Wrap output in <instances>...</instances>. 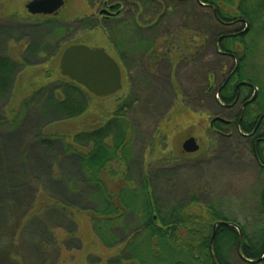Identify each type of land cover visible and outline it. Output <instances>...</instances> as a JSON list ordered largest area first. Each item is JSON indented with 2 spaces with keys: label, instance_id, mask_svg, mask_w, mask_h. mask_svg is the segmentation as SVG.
Listing matches in <instances>:
<instances>
[{
  "label": "trees",
  "instance_id": "trees-1",
  "mask_svg": "<svg viewBox=\"0 0 264 264\" xmlns=\"http://www.w3.org/2000/svg\"><path fill=\"white\" fill-rule=\"evenodd\" d=\"M150 2L151 32L155 33L167 8L161 0ZM196 2L201 8L210 5L215 13L214 18L227 26H245L244 30L233 31L238 35L226 37L220 44V49L235 57L238 64L220 86L210 83L200 96H217V107L230 114L228 108L223 107L235 104L236 85H240L241 95L247 90L251 97L254 95L243 112H234L233 118L220 116L232 120L229 125L217 122L214 128L224 130L220 132L221 135L226 131L236 134L250 148L259 174L264 176V140L255 144L257 139H264V77L247 72L250 68L255 70V67L249 66L250 55L255 50L252 41L264 38V0ZM49 24L45 22L44 25ZM220 33L226 32L220 30ZM170 34L164 32L160 37L151 38L157 39V44L161 45L164 44L161 41H168ZM14 36L10 29L0 26V264H30L23 250L27 244H22L21 238L26 231L37 226L40 237L34 244L32 254L35 259L41 257L36 264H46L49 260L45 254L46 243L52 246L56 243L52 229L60 230V236L66 229L72 237L77 231V221L71 223L68 219L77 218L72 209H77L82 218L86 216L85 221L91 224V231L103 246L107 249L122 247L121 256L112 264H144L138 245L135 246L140 235H147L148 243L151 242V247L155 249L157 246L160 249L175 248L185 256V260L178 259L172 264H214L209 246L214 225L220 221L232 222L240 228L244 235L241 251L246 259L254 260L262 255L264 186L260 193L262 226H258L259 238L249 233L246 225L228 218L221 204H202L194 197L187 204L176 202L169 210L163 211L152 192L153 173L141 172V181L137 185L127 171L128 163L132 160V141L142 134L129 111H133L134 106L142 108L147 102L124 98L116 114L106 124L69 137L57 134L55 129L59 125L83 117L95 97L61 74L60 79L52 83L47 78L43 81L40 75H34L29 80L31 67L34 66L23 58V42ZM28 45L29 54L32 55L34 42H28ZM238 45L242 46L243 55L236 50ZM38 46L35 51L37 59L45 54L43 48ZM154 46L156 44H150L151 49ZM142 50L145 51V48L142 47ZM55 56L53 54L49 58ZM190 60V63L195 61ZM136 71L142 76L155 75V70L146 68ZM211 78L214 81V75ZM170 85L177 98L179 92L183 94L176 82L170 81ZM33 112L38 121L31 117ZM17 131L22 138L21 149L11 151L4 138ZM114 166L118 169H114ZM139 198L143 201L142 208L135 210L134 205L140 201ZM54 207L58 208V214H55ZM135 226L141 227L132 232ZM179 228L186 233L184 237H180ZM122 232L126 236L121 242L118 237ZM253 237L257 238L254 241L257 252L251 255L244 246ZM238 241L239 233L235 227L217 226L213 240L217 264H232L233 256H237ZM56 254L55 263L60 259V252Z\"/></svg>",
  "mask_w": 264,
  "mask_h": 264
},
{
  "label": "rangeland",
  "instance_id": "rangeland-1",
  "mask_svg": "<svg viewBox=\"0 0 264 264\" xmlns=\"http://www.w3.org/2000/svg\"><path fill=\"white\" fill-rule=\"evenodd\" d=\"M32 1L0 0V26L10 29L15 33L18 41L23 42L21 44L23 58L34 66L31 67L29 80L34 75H40L41 79L44 78L43 81L47 78L51 83L60 79V59L63 50L70 45L81 44L86 39L93 46L104 47L115 57L107 32L103 29L92 30L90 27L86 29L81 22L87 18L91 21L98 16L102 3L96 0H65V6L59 12L58 19L51 20L52 22L45 26V20L48 18L31 15L27 11L26 6ZM161 1L165 3L167 10L159 28L155 31V36L160 37L164 32L179 33V36L170 34L168 41H161L164 44H157L155 47L159 48L157 54L161 55L171 50V46L177 45L176 41H179V57H181L179 65L173 67L170 61H164L165 63L156 68V76L149 77L147 74L142 76L136 69L131 70V74L123 68V88L120 92L104 99L95 97L90 103L89 111L83 117L65 122L55 131L57 134L69 137L77 132L92 130L106 124L116 114L124 98L132 97L140 101L142 99V102L146 101L148 105H143L142 108L134 106L133 111H129L132 121L142 133L132 141V160L128 163L129 169L127 168L135 183L139 185L141 172L153 173L152 192L163 211L169 210L176 202L187 204L194 197L202 204H221L228 218L246 225L247 231L259 238L261 235L257 227L262 217L260 193L264 186V176L259 174L250 148L236 134L226 131L221 135L220 132L224 130L216 129L219 131L218 134L211 128L215 116L233 118L239 108L235 110L237 112L229 114L217 107L216 100H219L217 96L215 98L200 96L210 82L212 86L215 84L216 87L220 86L234 69V60L219 55L215 49L217 34L220 30L230 33L235 29L244 30L245 26L236 24L224 29L214 19L212 10L201 8L196 0ZM123 29L128 30V27ZM18 33L20 37L17 36ZM32 41L34 57L29 54L28 42L32 44ZM37 46L43 48L45 52L43 58L37 59V52L35 53ZM252 46L255 50L250 55L249 66L252 65L255 70L249 67L247 72H255L263 78L264 38L253 40ZM236 50L243 55L244 50L241 45H238ZM53 54L56 56L50 59L49 56ZM190 59L195 61L190 63ZM37 64L41 65L37 66ZM213 75L214 81L211 78ZM170 81L176 82L184 91L183 94L179 92L178 98ZM39 116L41 119V115ZM31 117L34 121H38L34 112L31 113ZM5 138L11 151H20L22 138L19 131ZM189 138L196 139L200 146L198 152L188 154L183 151V143ZM45 158L48 161L46 156ZM114 169L118 167L114 166ZM119 186L118 182L117 187ZM141 203L143 204V201H138L134 209L140 210ZM53 209L55 214H58V208ZM72 211L73 214H77V218L68 217V219L71 223L77 221V231L72 237L66 229L61 236L60 230L52 229L56 243L53 246L46 243L45 254L49 259L46 264L115 262L121 256L122 247L107 249L91 231V224L85 221L86 216L82 218L77 209ZM139 227L141 226L132 228V232ZM179 234L180 237H184L186 233L184 234L183 229L179 228ZM120 236L118 241L122 242L126 235L122 232ZM39 237L37 226L26 231L25 236L21 238V243L27 244L23 250L30 264H36L41 258L37 256L35 259L32 254L34 244H37ZM148 240L147 235H140L135 241V246L138 245L139 253L143 258L142 263L172 264L178 259L185 260V256L177 249H160L158 246L155 249ZM58 251L60 259L55 263ZM232 264H240L237 256H233Z\"/></svg>",
  "mask_w": 264,
  "mask_h": 264
},
{
  "label": "flooded vegetation",
  "instance_id": "flooded-vegetation-1",
  "mask_svg": "<svg viewBox=\"0 0 264 264\" xmlns=\"http://www.w3.org/2000/svg\"><path fill=\"white\" fill-rule=\"evenodd\" d=\"M98 1L102 3V7L98 13V16H95L94 18H92L93 20L91 19V21H88L87 20L88 18H87L85 19L86 21L82 20L81 22L83 23L86 29L90 27V29L92 30L103 29L107 32L106 34L108 35L110 42L112 44L115 57H113L104 47L93 46V44L88 42L87 39L84 40L81 44H73V45H86L90 48H102L115 60V62L119 65L121 71L124 68L128 70L131 74H132L131 70L140 69V68H146L147 70L157 71L156 68H158L159 65L165 63L164 61L166 62L170 61L171 62L170 65H172L173 67H175L176 65H179V41H176L177 45L171 46L170 48L171 50H168L167 52H163L161 55L157 54L158 50H155L156 49L155 46H154V49L150 48L151 43H154L156 45L158 43L157 39L152 40L151 38V37H155V34H156V33L151 32V24H150L151 22V6H150L151 2L150 1L151 0H96V2ZM64 6H65V0H64L63 7ZM63 7L61 9H63ZM205 7H207L208 9H211L210 5H207ZM61 9L57 13L52 14V15H38V16L48 18L47 20H45V22L50 23L52 22L51 20H56ZM211 10H212V15L214 17L215 13L213 9ZM217 22L219 24L221 23L220 25L223 28L231 27V25L227 26L225 22H222V21L220 22L217 21ZM125 27H128V30H124L123 28ZM171 35L179 36V33H171ZM236 35H238V33H233V31L232 33L226 32V33L217 34L218 37L216 41V47L220 49V44L223 40H225L226 37H231V36H236ZM68 47H66L64 51ZM142 47L145 48V51L142 50ZM216 51L218 52L219 55L225 58H228L229 60H234L235 62L234 67H236V65L238 64V61L236 60L235 57H233L230 53L225 52L221 49L216 50ZM141 55H144V56L142 57ZM156 74L158 75V73ZM226 79H224V81ZM122 83H123V73H122ZM239 89H240V85H236L235 104L226 105L223 107L226 109L228 108L231 114L234 112H237V111H234L237 108H239V112L240 111L243 112L244 107L247 105L248 102H250V100H252L254 96L252 94V97H251V95H249L248 90L244 92L243 95H241L242 93L239 92ZM224 120L228 121L229 123L232 121L230 119H224ZM217 122L219 121H216L215 123ZM215 123H213L211 127L214 128ZM222 124H225V123H222ZM214 130L216 131V128H214ZM216 132L219 134L218 130ZM263 140L264 139H257L255 141V144ZM243 238H244V235H243ZM239 239H240V236H239ZM254 241H257V238L253 237L249 239L248 243H246V246H244V248L246 247L249 250L251 255H254L257 252L256 245H255L256 243ZM237 258H238V263L240 264H264V252L259 258L254 259V260H260L257 263L247 262L245 259L240 257V255L238 254V251H237Z\"/></svg>",
  "mask_w": 264,
  "mask_h": 264
},
{
  "label": "water",
  "instance_id": "water-1",
  "mask_svg": "<svg viewBox=\"0 0 264 264\" xmlns=\"http://www.w3.org/2000/svg\"><path fill=\"white\" fill-rule=\"evenodd\" d=\"M64 5V0H33L26 6L27 11L32 15H52L57 13ZM203 5V4H202ZM61 75L67 77L77 85L84 88L89 94L96 98L104 99L111 97L123 88L122 71L115 60L102 48H90L86 45H72L62 54L60 59ZM216 121L230 124L223 118H214L211 124ZM183 151L188 154L199 151L195 138H189L183 143ZM235 227L239 232V243L237 251L240 257L249 263H257L260 260H249L244 258L241 251L243 234L240 228L232 222H217L211 238L209 250L214 264H217L213 252V240L217 226Z\"/></svg>",
  "mask_w": 264,
  "mask_h": 264
}]
</instances>
